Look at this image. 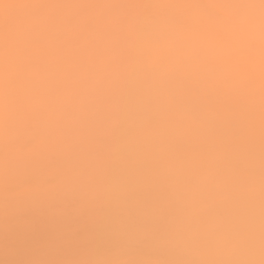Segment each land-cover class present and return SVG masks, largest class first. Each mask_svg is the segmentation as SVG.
I'll return each instance as SVG.
<instances>
[{
  "label": "snow or ice",
  "instance_id": "snow-or-ice-1",
  "mask_svg": "<svg viewBox=\"0 0 264 264\" xmlns=\"http://www.w3.org/2000/svg\"><path fill=\"white\" fill-rule=\"evenodd\" d=\"M0 264H264V0H0Z\"/></svg>",
  "mask_w": 264,
  "mask_h": 264
}]
</instances>
